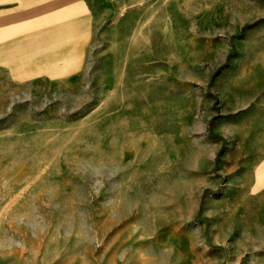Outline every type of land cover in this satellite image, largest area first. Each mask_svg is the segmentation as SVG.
Returning a JSON list of instances; mask_svg holds the SVG:
<instances>
[{
  "label": "rangeland",
  "instance_id": "rangeland-1",
  "mask_svg": "<svg viewBox=\"0 0 264 264\" xmlns=\"http://www.w3.org/2000/svg\"><path fill=\"white\" fill-rule=\"evenodd\" d=\"M135 3L0 74V264H264V163L216 133L264 0Z\"/></svg>",
  "mask_w": 264,
  "mask_h": 264
},
{
  "label": "crops",
  "instance_id": "crops-1",
  "mask_svg": "<svg viewBox=\"0 0 264 264\" xmlns=\"http://www.w3.org/2000/svg\"><path fill=\"white\" fill-rule=\"evenodd\" d=\"M136 0H0V74L40 70L46 57L75 52L108 31L116 9ZM232 72L218 80L216 133L232 143L231 163L246 179L264 163V23L237 40Z\"/></svg>",
  "mask_w": 264,
  "mask_h": 264
}]
</instances>
